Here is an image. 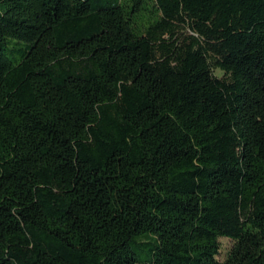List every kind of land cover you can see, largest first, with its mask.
Returning a JSON list of instances; mask_svg holds the SVG:
<instances>
[{
  "label": "trees",
  "instance_id": "trees-1",
  "mask_svg": "<svg viewBox=\"0 0 264 264\" xmlns=\"http://www.w3.org/2000/svg\"><path fill=\"white\" fill-rule=\"evenodd\" d=\"M0 264H264V0H0Z\"/></svg>",
  "mask_w": 264,
  "mask_h": 264
},
{
  "label": "rangeland",
  "instance_id": "rangeland-1",
  "mask_svg": "<svg viewBox=\"0 0 264 264\" xmlns=\"http://www.w3.org/2000/svg\"><path fill=\"white\" fill-rule=\"evenodd\" d=\"M215 73L217 75L221 74V72L219 70H216ZM219 241H220L221 245H220L218 258L219 259H223L225 254H226V252H227V249H228V247L230 245V241L227 238H224V237L220 238Z\"/></svg>",
  "mask_w": 264,
  "mask_h": 264
}]
</instances>
